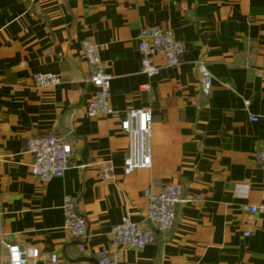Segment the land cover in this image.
Instances as JSON below:
<instances>
[{
  "label": "crops",
  "instance_id": "1",
  "mask_svg": "<svg viewBox=\"0 0 264 264\" xmlns=\"http://www.w3.org/2000/svg\"><path fill=\"white\" fill-rule=\"evenodd\" d=\"M148 25L167 26L185 48L175 67L156 57L160 70L151 79L140 74L135 40ZM84 40L112 77L111 115L85 114L94 88ZM198 61L213 77L208 95L200 92ZM33 74L60 83L36 88ZM146 108L151 167L124 175L129 140L119 124L124 111ZM40 135L74 143L72 166L48 183L32 175L26 150L27 139ZM258 141L264 0H0V264L7 244L33 247V264H49L53 253L58 264L94 263L102 249L117 254L116 264H264V214L243 209L264 203ZM105 161L114 166L110 180L98 174ZM169 184L188 200L177 206L174 227L140 250L115 246L112 227L124 217L143 221L144 192ZM65 195L86 220L82 243L63 227Z\"/></svg>",
  "mask_w": 264,
  "mask_h": 264
},
{
  "label": "built area",
  "instance_id": "2",
  "mask_svg": "<svg viewBox=\"0 0 264 264\" xmlns=\"http://www.w3.org/2000/svg\"><path fill=\"white\" fill-rule=\"evenodd\" d=\"M137 49L141 56L140 74L148 79L159 73L160 68L154 59L162 57L167 67L180 64L185 53L183 44L177 41L171 30L165 25H148L141 28L135 37ZM82 57L86 62L88 76L86 82L93 86L94 92L85 106L87 117H102L113 113L110 104L111 75L106 72L103 62L98 55L97 46L91 41L81 42ZM199 74L198 84L200 92L208 95L211 91L213 77L207 70L204 61L196 63ZM32 82L36 88H54L60 80L53 74H33ZM140 90L149 91L148 84L142 85ZM249 106V102H244ZM120 121V130L128 137V155L123 161L124 175L136 169L151 167V127L153 122L152 111L146 109H129L124 111ZM252 122L255 118L250 119ZM74 143L64 142L49 135L33 136L26 141V150L33 157L31 164L32 175L41 183H48L53 179L62 178L72 166ZM255 164L263 176L264 188V141H258L255 150ZM114 166L111 162H102L99 167V176L110 180L113 177ZM146 210L143 221H132L124 217L110 231V237L115 246L140 250L156 240L158 233L169 232L175 224L177 206L188 201L185 199L183 189L176 185H165L158 193L149 190L144 192ZM196 197H194L195 199ZM244 211L251 214H264V203L258 205H245ZM63 227L76 240L82 243L87 238V224L85 218L78 211L75 200L65 195L62 202ZM249 236V231L243 234ZM7 252L6 264H33L32 259H38L33 247L17 244L5 245ZM79 253L83 256L85 249L82 244L78 246ZM56 253L49 255V264H58ZM117 254L107 249H102L95 254L94 263L78 260L69 264H116Z\"/></svg>",
  "mask_w": 264,
  "mask_h": 264
}]
</instances>
